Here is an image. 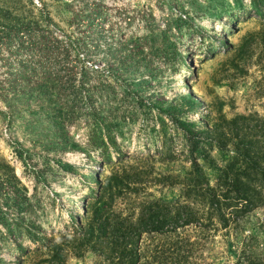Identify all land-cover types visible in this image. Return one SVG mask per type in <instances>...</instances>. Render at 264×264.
Returning <instances> with one entry per match:
<instances>
[{
	"label": "rangeland",
	"instance_id": "374dc122",
	"mask_svg": "<svg viewBox=\"0 0 264 264\" xmlns=\"http://www.w3.org/2000/svg\"><path fill=\"white\" fill-rule=\"evenodd\" d=\"M238 1L239 6L232 0H0V164L10 165L35 193L32 219L42 232L69 226L70 215L78 214L87 200L90 173L101 165L102 149L92 147L88 124L91 103L124 113L123 122L110 134L121 153L133 157L159 149L154 112L144 108L132 116L135 103L118 94L111 103L88 101V85L113 80L119 91L124 76L109 70L107 54L119 41L142 38L150 31L159 34L177 15L187 13L190 20L179 30L172 24L164 35L150 39L153 46L166 44L161 52L149 50L151 44L142 39L140 59L148 70L138 58L130 76L145 80L139 90L144 101L190 93L200 103L186 119L197 126L218 121L219 115L264 117V20L250 10L248 0ZM15 22L26 29L16 32L11 26ZM42 43L50 50L46 55L41 54ZM88 47L96 50L93 57L88 56ZM57 120L62 125L56 127ZM166 131L176 154L174 167L186 166L179 135L170 124ZM106 152L114 156L112 148ZM103 169L109 171L106 164ZM148 189L166 198L177 191ZM142 194L139 189L137 196ZM247 220L264 239V207ZM179 233L195 241L192 254L198 263L204 256V262L212 264L231 259L222 242L224 229L211 226L200 231L190 224ZM167 242L143 235L139 243L148 251ZM0 257L10 263L19 258L11 243L0 244ZM33 260L31 256L29 261ZM67 264L96 263L86 254Z\"/></svg>",
	"mask_w": 264,
	"mask_h": 264
},
{
	"label": "trees",
	"instance_id": "16d2710c",
	"mask_svg": "<svg viewBox=\"0 0 264 264\" xmlns=\"http://www.w3.org/2000/svg\"><path fill=\"white\" fill-rule=\"evenodd\" d=\"M232 3L241 4L238 0ZM248 4L264 20V0H248ZM189 20L187 13L179 14L171 25L179 30ZM171 25H164L159 34L150 31L142 38L130 36L108 49L109 70L124 76L119 91L113 80L88 85V101L96 98L111 103L118 94L135 103L132 116L144 108L154 112L159 149L133 157L121 153L110 134L123 122L124 113L91 103L88 124L93 131L92 147L102 149L101 165L90 173L91 184L87 185V200L81 211L70 215L69 226L55 233H44L33 222L35 193L28 190L10 165L0 164V244L11 243L19 256L12 263L0 257V264H67L70 258L82 260L86 254L93 256L96 264H212L204 262L205 256L198 263L192 254L195 241L180 235L179 230L190 224L200 231L211 226L224 229L222 242L231 259L213 264H264V239L254 232V224L247 223L250 213L264 207V117L219 115L218 121L197 126L186 119V113L200 103L193 95L144 101L139 90L145 80L130 76L140 60L142 68L148 70L146 61L140 59L142 39L149 42L164 35L173 28ZM11 26L16 32L26 29L21 22ZM165 47L160 42L149 45V50L159 53ZM40 51L46 55L50 50L42 43ZM95 54L96 50L88 47V56ZM54 122L56 127L62 125L59 120ZM167 124L172 125L183 144L180 152H184L187 165L178 169L174 167L177 159ZM107 148H112L113 157L104 153ZM19 158L23 160L21 155ZM157 162L160 168L155 166ZM104 164L109 168L107 173L103 172ZM149 187H176L177 191L174 197L166 198L160 192L157 195L148 191ZM139 189L141 197L137 196ZM143 235L169 242L147 251L139 243ZM23 240L33 247L25 246ZM31 256L35 260L30 262Z\"/></svg>",
	"mask_w": 264,
	"mask_h": 264
}]
</instances>
